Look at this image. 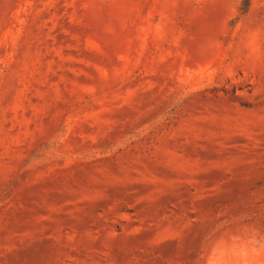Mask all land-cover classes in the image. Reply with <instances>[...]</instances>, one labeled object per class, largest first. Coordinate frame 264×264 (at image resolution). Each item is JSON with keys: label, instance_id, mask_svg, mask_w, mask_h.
Masks as SVG:
<instances>
[{"label": "rangeland", "instance_id": "374dc122", "mask_svg": "<svg viewBox=\"0 0 264 264\" xmlns=\"http://www.w3.org/2000/svg\"><path fill=\"white\" fill-rule=\"evenodd\" d=\"M0 0V264H264V0Z\"/></svg>", "mask_w": 264, "mask_h": 264}, {"label": "trees", "instance_id": "16d2710c", "mask_svg": "<svg viewBox=\"0 0 264 264\" xmlns=\"http://www.w3.org/2000/svg\"><path fill=\"white\" fill-rule=\"evenodd\" d=\"M246 5H247V0H245V2H244V5H243V11L246 10Z\"/></svg>", "mask_w": 264, "mask_h": 264}]
</instances>
